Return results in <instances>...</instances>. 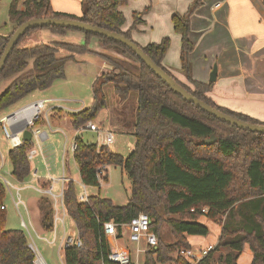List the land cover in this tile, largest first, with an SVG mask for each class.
Wrapping results in <instances>:
<instances>
[{"label": "trees", "instance_id": "trees-1", "mask_svg": "<svg viewBox=\"0 0 264 264\" xmlns=\"http://www.w3.org/2000/svg\"><path fill=\"white\" fill-rule=\"evenodd\" d=\"M126 2L84 0L83 13L77 16L55 11L50 0H12L9 19L14 29L8 35L0 34V58L17 27L33 18L80 20L135 41L131 31L142 21L136 14L134 25L129 30L123 29L126 18L121 7ZM202 4V0H195L186 13H175L172 17L174 30L181 35V70L194 85L193 89L180 82L163 63L171 45L170 37L144 46L135 42L194 96L236 118L263 124L247 114L217 104L209 96L214 82L193 77L191 17ZM39 28L61 35L76 30L84 34L85 43L39 42L21 46L22 40ZM94 41L98 44L93 47ZM61 49L68 55L59 56ZM87 53L98 56L113 66V70L103 72L95 79L93 105L71 114L74 129L84 128L107 107L104 86L113 83L124 99L133 90L139 93L135 145L124 156L109 147H98L97 143L77 137L78 147L73 157L86 187L100 188L108 179L109 168L122 166L131 180V193L129 201L122 205L100 194L89 195L88 201L83 202L77 194L76 182L65 180V209L75 224L82 246L65 248L64 264H115L109 259L113 248L104 223H118L121 234L120 224L129 223L141 212L152 219L151 227L158 238L157 245L146 251L144 264L169 261L189 264L181 256L173 257L172 254L182 249H194L190 236L207 237L211 234L209 225L200 220L201 216L218 222L221 233L216 246L199 264H215L216 261L238 264L247 244L253 254L251 264H264V133L224 122L185 100L126 45L73 28L46 26L30 29L12 50L0 73V83L18 75L0 93V113L29 94L47 90L56 80L65 78L67 64L77 60V55ZM212 136L216 137L215 141L203 142ZM34 146L32 140H24L21 146L9 151L12 175L20 182L32 174L28 153ZM100 168L103 174L99 177ZM43 186L48 185L44 183ZM6 193V186L0 180V264H35L36 254L30 247L25 229L7 228ZM39 205L42 228L51 232L55 228L52 202L42 196ZM164 225L170 228L173 241H169L162 231ZM222 249L228 251L223 253ZM216 253H219L217 257Z\"/></svg>", "mask_w": 264, "mask_h": 264}, {"label": "crops", "instance_id": "crops-1", "mask_svg": "<svg viewBox=\"0 0 264 264\" xmlns=\"http://www.w3.org/2000/svg\"><path fill=\"white\" fill-rule=\"evenodd\" d=\"M126 1V4L121 7V10L123 11L126 18L123 29L125 31L129 30L134 25L136 14L141 17L142 22H138L134 29H132L131 31L132 37L137 43L144 46L151 42L158 43L163 38L170 37L171 40L175 42V45L176 42H178L179 45L181 44V35L175 32L172 17L175 13H186L194 0H185L183 2L181 1L179 3H176L175 6L166 5L165 7L162 4V0ZM205 1L209 2L213 0ZM205 1L203 0L204 5ZM50 3L55 11L70 13L77 16H81L83 13L84 0H50ZM230 3L231 5H229ZM203 6L196 10V14L194 16L192 14L191 17L192 25L190 38L194 43V50L190 56V59L193 65V77L197 80L207 82L208 80H206V77L211 73L214 67L213 63H217L218 77L215 81L213 89L209 92V96L217 104L226 107L231 111L247 114L259 121H264V4L260 3L259 0H217L215 4H210L208 8H206V6ZM236 9H239L240 11L233 12V10ZM10 28L12 30L13 25H11ZM49 32L51 34L50 37L53 39L55 37V34H58L52 31ZM68 34L69 33L62 35L66 36ZM83 38L85 39V36ZM38 41L42 42L43 40L40 38L38 39ZM97 44L98 42L94 41L92 43V46L94 47ZM196 53H198V57L194 59L193 56ZM168 55L169 54L167 52L163 61L165 67L168 68L179 80H184L186 76L181 72H177L176 70L177 68L181 69V51L180 64H178V66L176 64H173L171 60H169ZM96 58L98 59H93L94 61L92 62L98 67V72L96 73L95 79L101 73L111 69L110 64L104 62L98 56H96ZM82 59L92 61L88 58ZM173 65H175L176 68ZM200 66L201 68H199ZM47 90L40 92H45ZM40 92L35 91L29 94L32 97L27 100L25 99L26 102L22 104L21 107L38 99H50L51 101L58 100L52 97H42L44 93ZM28 96L25 98H28ZM93 103L94 97L92 100V105ZM50 108L52 114L50 118L47 117V120L49 122V130L43 129L42 125L36 126L44 133H46L47 137L41 139L40 143H37L38 146L41 147V144L50 140L51 134L55 136L57 134L63 135V169L65 172L69 170V175H66V177L68 179H72V176L70 175V167L68 165L70 156L73 157V152L71 151L70 146L74 140H77V137H82L80 136L82 132L88 130L74 129L72 119L69 120L66 116L60 118L61 115L57 114L60 113L58 109H60L61 107L57 105H51ZM84 108L86 107L72 108L73 110L68 109L66 111H72V113H74ZM56 117H59L60 119L58 118V120ZM40 122L43 123V121ZM33 140L34 139H32V141ZM55 141L60 142V139L55 138ZM10 149L11 148L9 147L8 150L10 151ZM2 154L3 153H1V155ZM47 156L50 160L51 154L47 153ZM8 158L10 160V157ZM57 158L58 156L55 155V160L53 161L54 163L57 162ZM6 164L7 159L2 155L0 172L5 169ZM46 164L48 171L47 175L40 174L39 171L35 169L34 172H32L33 175L31 174V176L23 182L18 181L12 175V169L10 171H7L8 174H10L17 183L24 185L23 187L19 188L12 183V186L8 188L15 202V205L18 199V195H20L21 197L20 191L22 190V188H28V186H30L28 184H31V181L37 183V186L31 185L32 188H34L37 192L41 193L42 196H44V190L48 186L44 187L43 184L46 183L47 185H50V177L61 178L60 176H57L50 171L52 168L48 166L49 164L47 163V161ZM0 175L4 174L0 173ZM57 185L62 188L61 183H58ZM12 188L17 189V199L12 192ZM21 204L24 208L25 213H22L20 206L16 205V207L19 211L21 221L24 218V220L28 224L29 231L27 232L25 230L26 233L31 238H33L32 236L35 235L39 240L45 242L47 241L48 243L58 241L59 247L62 246L65 238V226H63L62 233L58 230V226L55 227V229L51 232H45L40 221L41 212L40 216L38 217L37 210H34V214H32L29 210L28 205H25L23 200ZM209 236L210 235H208L207 237L190 236L189 239L193 244H196V242L192 241V239L198 237L201 243H207L203 245L204 247H210L212 242H208ZM213 243L216 244V241ZM60 256L62 258V254Z\"/></svg>", "mask_w": 264, "mask_h": 264}, {"label": "rangeland", "instance_id": "rangeland-1", "mask_svg": "<svg viewBox=\"0 0 264 264\" xmlns=\"http://www.w3.org/2000/svg\"><path fill=\"white\" fill-rule=\"evenodd\" d=\"M183 2L185 0H162V4L165 7L166 5H176V3ZM203 1V0H202ZM205 1V0H204ZM217 0L205 1L201 6H197L195 9L198 10L203 5L208 8L210 4H215ZM12 0H0V34L6 35L10 34L14 29V24L10 22L9 19V8ZM187 2V1H186ZM195 0L193 1V3ZM214 2V3H213ZM260 3H263V0H259ZM191 3L190 7L193 5ZM189 4V3H188ZM187 5V4H186ZM231 5V3L229 4ZM189 6V5H188ZM203 6V7H204ZM20 7L22 8V4H20ZM189 7V8H190ZM205 8V9H206ZM240 11L239 9L233 10V12ZM196 13H193V16ZM205 23V22H204ZM11 25H13V29L11 30ZM50 30L47 28H39L28 34L21 42V46H32L36 43H39L38 39H42V42L45 43H51V42H71V43H77V44H84L85 39L84 34L82 32L71 30L69 31L68 35L64 36L61 34H55L54 39L51 38V34L49 32ZM172 41V40H171ZM180 46L178 42L172 41L170 48L168 50V56L169 60L173 64H180ZM59 56H65L68 55V53L64 50H59L58 53ZM194 59L198 57V53H196L194 56ZM82 58H88L92 61L84 60ZM93 59L96 58L93 54H83L77 56V61H70L67 64L66 67V77L62 79L56 80L53 85L45 92H40L41 90H38L36 92L44 93L42 97H52L56 98L58 100L56 101H50L47 102L45 107L43 108L42 112V122H39L38 125H42L43 129L49 130L48 128V120L47 117L50 118L52 112H51V105H57L64 109H58L59 114L61 115L60 118L68 117L69 120L72 119L71 113L72 111H66L68 109L73 110L72 108H82V107H91L92 106V100L94 97V81L96 77V73L98 72L97 65L93 64ZM198 60V59H197ZM215 63V62H214ZM213 63V66H214ZM30 66H32V60L30 62ZM175 67V65H173ZM176 68V67H175ZM201 68V66L199 67ZM113 66H111V69L108 71H112ZM177 72L183 73L184 71L177 68ZM184 74V73H183ZM185 75V74H184ZM192 75L194 76V71L192 70ZM18 75L11 76L8 79L3 80L0 83V93H2L10 84L11 82L17 77ZM210 74L206 77V80L209 81ZM178 79V78H177ZM184 79V78H183ZM207 81V82H208ZM183 84L190 88H194V85L188 80L187 77H185L184 80H180ZM215 84V82H214ZM104 93L106 96L107 101V107H105L98 117L93 120L96 124L100 125L101 127L108 128L115 133V141L114 143L109 147L112 149V151L117 152L119 154H122L124 156L128 155L130 151L134 148L135 145V123H136V109L138 106L139 101V93L136 90H133L129 93V95L124 99L120 96V94L117 92L115 88V84L109 83L104 86ZM32 97L31 95L28 96V98H24L15 105L9 107L4 112L0 113V118L4 114L14 112L17 110L18 107H21L22 104L26 102L27 99H30ZM26 99V100H25ZM71 112V113H68ZM57 118V117H56ZM59 118V117H58ZM57 118V119H58ZM59 118V119H60ZM58 119V120H59ZM264 124V121H261ZM50 140L44 142L41 144V147L38 146L37 140L34 138L35 148L37 149L38 153L34 155L33 159L31 161L32 166V172H34L35 169L39 171L40 174H48L47 171V163L48 166L52 169L50 170L55 175L63 177V175L66 177V175H69V170L67 172L63 169V159H62V152H63V142L64 138L62 134L50 135ZM55 136V137H54ZM82 138H84L87 141L90 142H97V135L96 133L92 131H85L80 134ZM55 138H59L60 142L55 141ZM9 146L6 138L3 136V131L0 125V163H1V156L3 155L4 158L7 159V164L5 169H3L0 173H3L5 178L12 181L14 185L21 188L24 185L17 183L14 178L8 174L7 171H10L12 169V164L9 160L8 152H9ZM1 153H3L1 155ZM48 154H51L50 160L47 156ZM55 155L58 156L57 162L54 163ZM48 157V159H47ZM74 157L70 156L69 160V167H70V175L71 178L75 180L76 182V188H77V194L81 195L84 191V188L82 186V181L80 177V171L75 163ZM53 162V163H52ZM33 175V174H32ZM0 180L3 181L1 175ZM31 184H28V188H22L20 191L21 193V199L27 204L29 207V210L32 214H34V210H37L38 217L40 216V205L39 200L42 196L41 193L37 192L34 188H32L31 185L37 186L36 182L31 181ZM6 186V198H5V205L7 206V228H20L24 229L21 225V217L19 214V211L15 205V202L11 196V193L9 191V187ZM49 186V185H48ZM60 186L56 184L55 190L56 192H60ZM87 191L89 195H102L104 197L111 198L116 204L122 205L126 204L129 201L130 193H131V180L127 174V172L124 170L122 166H111L108 170V179L106 181H103L101 184V187H87ZM12 192L14 193L16 199H17V189L12 188ZM44 196L48 197L52 205L54 206L53 198L47 194H44ZM52 198V199H51ZM18 200V199H17ZM20 209L22 213L24 212V208L22 204H19ZM55 211V210H54ZM60 212L62 214V209L60 208ZM201 221L206 222L210 229L211 234L208 238V242H212L211 246H203L205 244L201 243L198 237L192 239V241L196 242L194 244L195 248H201L202 249H209L214 248L216 244L218 243L220 233H221V225L218 222H213L209 220L206 216H201ZM65 239L68 237V235H73L74 237L77 235L78 231L75 227L74 222L72 219L67 215L65 217ZM162 231L166 235L169 241H173L174 238L172 237L170 233V228L167 225H164L162 227ZM58 230L62 233L63 225L61 222H58ZM58 231V232H59ZM127 234V229L123 230V236L120 238L117 243L114 240L113 237H110V243H112V248L114 245L116 246H123L127 248L133 255H135V245L132 244V242L129 241ZM28 235V234H27ZM31 238L28 235V239L30 243H33V245L36 247L40 255L43 257L46 264H64V249L59 247V242H45L39 240L35 235ZM216 241V244L213 243ZM210 249V250H211ZM209 250V251H210ZM227 249H222L223 253H226ZM179 252L173 253V257L180 256ZM62 254V258L61 255ZM219 255V253H216V257ZM253 258L252 251L247 244L244 251L240 254L238 264H251ZM145 261V253L140 256V262L141 264H144ZM163 264H175L174 261H169L167 263ZM215 264H220L218 261H216Z\"/></svg>", "mask_w": 264, "mask_h": 264}, {"label": "built area", "instance_id": "built-area-1", "mask_svg": "<svg viewBox=\"0 0 264 264\" xmlns=\"http://www.w3.org/2000/svg\"><path fill=\"white\" fill-rule=\"evenodd\" d=\"M50 99H38L27 105L18 108L14 112L3 115L0 118V125L3 131V136L6 138L8 145L10 148H16L23 144L24 142V133L27 130L32 132V139H36L38 143H40L41 139L47 137V134L42 130L37 128L36 126L42 119L43 108L45 107L47 102H50ZM82 130H88L96 133L97 135V144L98 147L106 146L110 147L115 141V133L114 131L101 127L93 121H89ZM78 147L77 140H74L71 143L70 149L74 153ZM37 153V149L33 147L29 151V159H32L34 155ZM103 174V170L98 169V176L100 177ZM3 183L8 187L12 186V183L9 179L2 176ZM51 183L44 190V193L51 196L54 201V223L55 227L58 226V222L65 225V217L67 216V212L64 205V183L68 178L63 175L61 178L50 177ZM61 183L62 188L60 192H56L55 187L56 184ZM84 191L81 195H79L80 200L83 202L88 201L89 194L87 191V187L82 183ZM22 203V199L20 195H18V200L16 205ZM60 208L62 209V214L60 212ZM152 219L147 213L141 212L138 215L134 216L129 223L120 224L122 227V232L119 234V224L111 221L104 223L105 233L108 237H113L115 241H118L123 236V230L127 229L128 239L132 244L135 245V255H133L127 248L122 246L114 245L111 254L109 255V259L115 264H141L140 256L148 250L149 247L155 246L158 243V238L156 232L151 227ZM21 225L28 232L29 227L24 218L21 221ZM55 229V228H54ZM82 246V241L80 235L77 234L75 237L73 235H68L66 239L62 243V248L69 246ZM30 247L36 254L35 264H46L43 257L40 255L38 250L33 244H30ZM61 248V246H60ZM209 249L202 248H194V249H182L180 250L179 255L186 259L189 264H199V262L208 254Z\"/></svg>", "mask_w": 264, "mask_h": 264}, {"label": "water", "instance_id": "water-1", "mask_svg": "<svg viewBox=\"0 0 264 264\" xmlns=\"http://www.w3.org/2000/svg\"><path fill=\"white\" fill-rule=\"evenodd\" d=\"M46 26H59L65 28H73L77 30H82L94 34H98L115 41H118L128 48H130L150 69H152L167 85L175 91L177 94L182 96L185 100L195 104L197 107L201 108L202 110L208 112L212 116L227 122L229 124L235 125L241 129L249 130L258 133H264V124L252 123L248 122L239 118H236L226 112H223L205 101L199 99L198 97L194 96L191 92H189L186 88H184L177 80L171 76L168 72H166L162 67L156 64L153 59L132 39L127 38L125 35L114 32L103 27L92 25L80 20L69 19V18H33L30 19L20 26L14 31L12 36L10 37L8 44L6 45L1 58H0V73L5 66V63L18 44L20 39L32 28L36 27H46ZM218 77V65L217 63L214 64V67L210 73L209 82H215ZM25 141L32 140V132L27 130L23 136ZM216 140L215 136H212L210 139H206L203 142L209 143Z\"/></svg>", "mask_w": 264, "mask_h": 264}]
</instances>
